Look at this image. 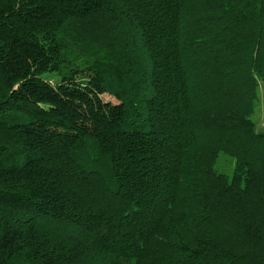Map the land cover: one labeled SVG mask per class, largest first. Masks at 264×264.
<instances>
[{"label":"trees","instance_id":"obj_1","mask_svg":"<svg viewBox=\"0 0 264 264\" xmlns=\"http://www.w3.org/2000/svg\"><path fill=\"white\" fill-rule=\"evenodd\" d=\"M260 84L264 0H0V264H264Z\"/></svg>","mask_w":264,"mask_h":264},{"label":"rangeland","instance_id":"obj_2","mask_svg":"<svg viewBox=\"0 0 264 264\" xmlns=\"http://www.w3.org/2000/svg\"><path fill=\"white\" fill-rule=\"evenodd\" d=\"M103 98L112 102L114 101V99L107 94H104ZM251 119L254 122L255 130L264 131V89L261 84L258 87L257 99L254 104ZM218 161L219 165L224 168V159L220 157Z\"/></svg>","mask_w":264,"mask_h":264}]
</instances>
